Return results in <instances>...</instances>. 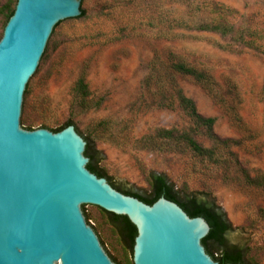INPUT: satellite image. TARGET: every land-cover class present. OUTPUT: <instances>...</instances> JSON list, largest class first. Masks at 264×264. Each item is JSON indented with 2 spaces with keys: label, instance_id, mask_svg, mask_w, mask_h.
Here are the masks:
<instances>
[{
  "label": "rangeland",
  "instance_id": "1",
  "mask_svg": "<svg viewBox=\"0 0 264 264\" xmlns=\"http://www.w3.org/2000/svg\"><path fill=\"white\" fill-rule=\"evenodd\" d=\"M16 1L0 0V38L2 8ZM210 1L83 0L85 17L57 29L30 88L26 119L37 129L72 122L91 143L97 165L122 188L151 194L148 176L154 171L181 193L217 204L234 227L229 244L246 249L250 264H264V0H214L229 8L227 19L235 28L230 36L186 32L176 22L168 31L186 2ZM171 53L214 78L210 92L177 77L201 114L216 118V135L231 140L223 145L194 131L200 143L215 149V159L145 139L159 128L192 127L179 107L158 106L145 83L156 54L167 62ZM81 77L90 93L86 102L74 90ZM85 209L109 255L119 264H134L133 250L110 215L93 205Z\"/></svg>",
  "mask_w": 264,
  "mask_h": 264
},
{
  "label": "water",
  "instance_id": "2",
  "mask_svg": "<svg viewBox=\"0 0 264 264\" xmlns=\"http://www.w3.org/2000/svg\"><path fill=\"white\" fill-rule=\"evenodd\" d=\"M82 8V0H18L0 39V264H117L89 222L90 205L135 224L134 264H220L203 244L204 217L164 196L148 204L114 188L88 168L75 125L24 127L25 91L43 71L53 30Z\"/></svg>",
  "mask_w": 264,
  "mask_h": 264
},
{
  "label": "trees",
  "instance_id": "3",
  "mask_svg": "<svg viewBox=\"0 0 264 264\" xmlns=\"http://www.w3.org/2000/svg\"><path fill=\"white\" fill-rule=\"evenodd\" d=\"M17 1L15 2V5L14 2H8L2 8V14L4 15L6 21L5 26L15 12ZM184 9V14L177 21L170 20L168 24L169 32H171L174 28L175 22L177 23V26L186 30V32L204 31L221 34L222 36H230L235 31L234 25L227 19L229 8L220 2L214 0L204 3L186 2ZM85 15L86 11L82 8L81 15L76 17V19L83 18ZM61 22L62 21L55 26L41 61L47 57V54L54 46L56 28L61 24ZM171 54L172 55L167 62H163L159 55L156 54L150 65V72H148L149 74L146 77L145 83L149 93H152V97H158L153 100L158 106L165 108L179 107L192 123V127L191 130L179 129L177 127L159 128L156 129L152 135L146 136L145 139L150 142H167L168 144L174 145L177 149L182 147L187 148L198 156L204 157L208 160L215 159V149L212 147H206L200 143L195 138L194 131L201 129L209 139L215 142L223 143V145L229 144L231 140L220 139L216 135L214 129L216 118L201 114L195 100L186 95L184 89L179 84L177 77L186 76L191 78L205 86V88L210 92L213 90L214 78L207 71L197 68L185 59H178L174 53ZM74 90L80 102H86L90 93L85 78H79L76 82ZM29 94L30 91L27 86L25 96ZM24 123L26 125L24 127L27 129H37L33 128L35 123L29 119L24 120ZM70 124H72V122H68L66 125L51 128V130L58 132ZM77 131L83 136L78 129ZM85 140L87 141L85 153L90 158L87 166L92 172L97 174L99 177L107 178L110 184H112V186L119 191L127 195L135 196L148 204H153L160 197L164 196L169 200L177 202L191 217H204L211 226L209 234L203 239V244L205 245L208 253L220 264H250L246 259V249L229 244L227 234L234 227L221 207L215 203L198 199L188 193H181V191L166 175L154 171L150 172L148 176L151 186V194L144 195L130 189L122 188L116 185L112 181V178L97 165V159L91 149V143L87 138H85ZM248 178L250 179V182L253 180L249 175L247 179ZM101 209L110 215L112 222L116 224L119 234L122 236L126 246L133 250L135 238L138 235L135 224L125 215H117L103 208ZM211 244H215L217 246V248L221 251V256H216ZM114 261L116 262V260Z\"/></svg>",
  "mask_w": 264,
  "mask_h": 264
}]
</instances>
